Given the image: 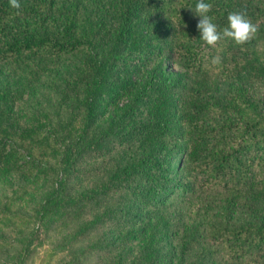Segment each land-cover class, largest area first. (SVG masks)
<instances>
[{"label": "trees", "instance_id": "obj_1", "mask_svg": "<svg viewBox=\"0 0 264 264\" xmlns=\"http://www.w3.org/2000/svg\"><path fill=\"white\" fill-rule=\"evenodd\" d=\"M80 1L18 0L20 8L15 9L9 0H0V61L19 54L63 55L82 43L86 50L78 63L63 60L60 69L55 70V76L64 84L59 90L61 98L72 97L78 112L71 111L58 120L46 136L29 140L52 161L34 162L29 157L16 163L15 147L5 139L10 125L0 109V171L9 173L19 168L40 180L39 193L27 207L14 203L11 194L0 193V264H26L42 245H46L43 264H83L86 250L113 246V239L108 238H97L84 247L74 245L109 214L120 213L127 218L120 226L133 223L136 212L127 203L129 199L162 204L188 191L196 176L201 191L224 193L228 207L245 205L242 194L246 189L264 194V111L247 87L257 80L264 83V0H204L212 5L208 15L221 33L233 11L245 13L259 27L255 37L244 45L222 37L215 47L201 40L196 27L199 17L189 8H194L198 0H115L118 27L100 50L92 39L74 34ZM139 14L144 23L143 31L137 33L142 40L138 44L143 50L140 57L159 59L132 96L116 105V116L97 127L94 121L98 111L119 94L113 78L122 74V81L127 83L129 65L142 62L136 60L139 53L129 57L130 50L125 51L132 19ZM84 19L88 26L98 23L97 18ZM164 48L169 55H161ZM215 56L221 57V63L213 66ZM166 57L179 65V71L166 68L167 63L162 61ZM185 76L191 77V85L183 90L184 95L188 93L190 102L197 100V109L183 117L181 127L169 125L171 115L164 116L161 123L165 131L180 136L175 152L180 154L172 156V151L163 149L165 139H156L139 157L94 175L96 180L87 186H79V181L91 178L94 170L82 169L78 163L107 149L109 140H127L131 130L118 129L128 123L149 91L168 88L166 80L171 83ZM219 79L224 80L220 86L223 94L216 105L194 91L208 89ZM14 97L15 89L0 86V104ZM164 102L166 107L176 103L175 99ZM140 126L131 129L140 133ZM111 194L123 200L115 212L104 206L70 230L50 234L54 228L82 219L88 206H102ZM252 210L247 219L211 224L208 238L219 254L215 261L206 255L188 253L192 259H187L183 251L161 253L151 248L128 264H172L174 259L173 264H264V215ZM195 238L194 233L184 232L179 250L191 246ZM123 257L118 254L105 264H123Z\"/></svg>", "mask_w": 264, "mask_h": 264}, {"label": "rangeland", "instance_id": "obj_2", "mask_svg": "<svg viewBox=\"0 0 264 264\" xmlns=\"http://www.w3.org/2000/svg\"><path fill=\"white\" fill-rule=\"evenodd\" d=\"M115 8V0H81L77 24L74 29L75 36L92 39L94 45L98 47L97 50L102 49L118 27L119 14ZM84 16H89L94 20L97 18L98 23L88 26V21L84 19ZM140 18L142 15L139 14L132 19L131 32L126 41L125 51L130 50L129 57H134L136 53H139L135 57L136 60L142 62L129 65L127 83L122 81V74L113 78L119 94L110 103L100 108L94 121L97 127L116 116V105L132 96L134 91L141 86L148 70L159 59V56L140 57L143 50L138 44L142 43V40L137 33L139 30L143 31L144 27ZM89 29L91 33L85 36V33L90 31ZM164 50L165 48L161 55H169L170 52ZM85 52L84 43H82L70 53L63 55L19 54L0 61V86L5 85L15 89L16 97L12 101L0 104V109L5 113L6 120L10 125L5 139H8L6 143L15 147L16 163L29 157H33L34 162L49 163L52 161V158L47 157L42 149L39 150L37 146L31 145L29 140L46 136L50 126L58 120L67 117L71 111L78 112L72 97L65 100L61 98L59 90L60 86L64 84L55 76V70L60 69L63 60H65L64 62L78 63ZM162 61L167 63V69L179 71V65L171 63L167 57ZM222 81L224 80L219 79L214 86H210L208 89L194 91L198 97H204L211 105H216V100L222 101L223 90H220ZM165 82L168 84V88L161 86L159 90H150L149 95L135 109L128 123L118 129L120 132L131 130L127 140L123 142L109 140L107 149L101 153H92L78 163L82 169L94 170L91 178L86 177L79 181V186H87L96 180L94 175L110 171L132 158L139 157L148 143L156 139H165L163 149L172 151V156L180 154V152L175 153L179 150L177 146L180 144V140L177 138L180 136L178 133L172 134L165 131L161 125L162 120L164 116L171 115L169 125L174 129L181 127V124L184 123L182 122L183 117L195 112L198 102L196 99L190 102L188 93L184 95L183 90H187V87L191 85L190 76L171 83H168V80ZM218 82H220L219 86ZM247 87L251 92L252 99H255L264 111L263 81L257 80L248 84ZM165 99L166 101L175 99L176 103L166 107ZM133 125H139L141 132L132 131L131 126ZM170 136L171 138H169ZM198 179L197 176L194 177L188 191L180 193L178 197L173 196L170 200L168 198L162 204L154 205L138 198L129 199L127 203L134 209L133 212H136L133 223L120 226L121 222L126 223L127 218L120 213H111L101 224L95 226L75 242V246L84 247L97 238L113 239L114 243L110 249L86 250L83 253V264H105L118 254L124 256L123 264H128L129 261L150 251L151 248L160 249L161 253L169 250L183 251L186 253L187 259H192L189 256L192 253L194 256L197 254L206 255L213 261L217 260L219 254L215 252V246L208 238L211 224L223 220L234 222L242 218L247 219L250 217L252 209L254 214L264 215V194L254 191L253 188L246 189L242 194L244 199L242 203L245 205L228 207L225 203L224 193L201 191L197 186ZM39 188L40 180L32 175L22 173L19 168L13 169L9 173L0 171V193L11 194L13 199L15 198L14 203L25 205L24 207L30 206L33 203L32 198L38 195ZM167 202L169 203L166 204ZM122 205L121 196L111 194L104 198L102 206L94 208L88 206L82 219L60 229L54 228L50 234L56 235L70 230L84 218L89 219L94 213L101 211L104 206L111 207L115 212ZM254 205L255 207L252 208ZM127 228L130 231H126ZM188 231L194 233L196 238L191 246L185 250H179L184 232ZM45 252L46 245L37 247L26 264H43L46 259ZM161 262L166 263L163 260Z\"/></svg>", "mask_w": 264, "mask_h": 264}, {"label": "clouds", "instance_id": "obj_3", "mask_svg": "<svg viewBox=\"0 0 264 264\" xmlns=\"http://www.w3.org/2000/svg\"><path fill=\"white\" fill-rule=\"evenodd\" d=\"M9 4L12 8H20L18 0H9ZM189 8L199 17L196 27L200 31L201 40L212 47H215L222 37L232 39L237 45H244L250 42L259 30L258 25L247 19L245 13L233 11L228 14V26L221 33L218 31L217 25L212 22V18L208 15L212 9L210 3H206L204 0H198L194 8ZM220 63V56H215L211 60L213 66L219 65Z\"/></svg>", "mask_w": 264, "mask_h": 264}]
</instances>
